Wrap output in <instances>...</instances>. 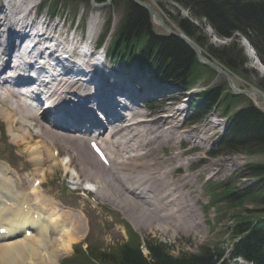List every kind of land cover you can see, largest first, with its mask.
<instances>
[{
  "label": "bare ground",
  "instance_id": "1",
  "mask_svg": "<svg viewBox=\"0 0 264 264\" xmlns=\"http://www.w3.org/2000/svg\"><path fill=\"white\" fill-rule=\"evenodd\" d=\"M31 1L5 0V4L0 6V117L8 122L16 143L29 144L27 150L39 180L43 181L47 172L44 158L55 162L54 151L61 155L65 152L71 158L67 165L82 167L81 175L99 187L96 197L118 210L133 214L130 217L133 227L150 228V220L157 218L167 225L164 229L167 234L183 225L195 224V213L188 207L200 201V196L194 194L199 191L198 182L203 175L217 176L222 172L223 165L228 163L208 161L201 169L192 172L195 166L207 160L197 149L210 148L209 135L215 125L208 120L200 128H187L180 120L184 114V109L179 108L180 93L166 86L159 89L156 86L159 84H150L144 77L143 80L137 79V75L129 72L133 69L119 71L123 82L103 72L97 73L99 64L94 60L96 56H91L92 62L86 68L92 76H97L90 83L96 79L100 82L93 89L95 91L85 85L75 88L76 83L69 74L61 78L53 68L49 71L45 59L54 58L56 67L61 64L58 59L61 58L59 44L63 45L64 51L71 53L67 57L73 64L79 57H87L88 54L85 56L79 51L81 41L76 37L77 32L71 35L69 26L61 19H49L54 21L49 23L47 16L40 14L38 17L37 10L31 7L36 0ZM28 5L31 11L21 18L20 10L27 11ZM53 39L57 43L51 46ZM26 42L33 44L28 52L21 50ZM39 61L41 66H37ZM33 69L36 71L31 75ZM72 74L80 76L79 72ZM128 88L143 93V97L155 94L160 112H143L136 107L132 97L130 105L123 104ZM22 89H35L34 93L28 92L26 96L38 103L42 101L41 95L49 94L47 99L54 108L49 105L51 109L42 115L37 114L34 108L28 106V98L21 94ZM117 96L121 98L117 99ZM98 111L102 112L100 118L103 122L96 115ZM32 128L38 129V133H31ZM92 134L108 153L111 161L109 168L94 161L97 158L83 137ZM36 138H39L38 142L33 144ZM186 144L192 145L191 148L186 149ZM182 169L185 173L180 176ZM0 172V191L8 192L7 181L16 176L6 164L0 166ZM36 181H32L33 184ZM14 186L17 189L23 187ZM31 186L29 194L22 189L20 197L4 193L7 201H1L5 208L0 213V231L5 229L6 234H0V264H49L70 252L76 240L84 238L86 231L82 213L69 210V219L65 218L64 208L43 197L41 187ZM31 203L39 204L33 213L28 210ZM141 205L154 209L143 207L141 215ZM136 216L147 219L140 220L141 217ZM73 220L76 225L69 226ZM27 231L31 232L30 238L26 236ZM55 235L53 242L48 240Z\"/></svg>",
  "mask_w": 264,
  "mask_h": 264
},
{
  "label": "trees",
  "instance_id": "2",
  "mask_svg": "<svg viewBox=\"0 0 264 264\" xmlns=\"http://www.w3.org/2000/svg\"><path fill=\"white\" fill-rule=\"evenodd\" d=\"M108 0H48L46 5L56 14L59 7L80 3L104 4ZM147 3L148 0H141ZM171 1L183 7L195 21L214 30L219 38L235 40L228 46L210 45L203 28L190 19L171 17L177 28L190 37L203 51V57L218 63L233 77L246 80L249 63L241 41L246 39L264 65V0H157ZM112 7L122 10V19L109 45L111 60L148 69L162 81L192 89L202 80H211L215 71L203 66L195 51L175 35H160L153 28L148 11L131 0H112ZM203 25V24H202ZM111 22L108 21L106 34ZM103 36L101 43L106 39ZM259 89L264 92V80ZM246 105L243 106L242 104ZM195 119H203L212 110L226 119V130L220 137L214 155L245 153L264 154V111L248 98L236 96L227 81L201 92L193 104ZM245 172L255 180L246 188L233 180L208 182L206 190L211 206L226 215L232 214L229 240L233 244L231 259L243 258L252 264H264V163H250ZM241 177V176H240ZM239 178V177H237ZM250 203L252 208H245ZM238 240V242H236ZM148 250L144 255L142 247ZM225 250L204 246L197 254L174 256L171 247L155 239H142L127 228V240L103 247L91 240L87 247L74 248L71 257L60 264H220ZM221 264H228L224 261Z\"/></svg>",
  "mask_w": 264,
  "mask_h": 264
},
{
  "label": "rangeland",
  "instance_id": "3",
  "mask_svg": "<svg viewBox=\"0 0 264 264\" xmlns=\"http://www.w3.org/2000/svg\"><path fill=\"white\" fill-rule=\"evenodd\" d=\"M21 1V0H19ZM34 1V0H33ZM31 1V2H33ZM47 0H36L34 4H41L46 2ZM29 2V1H28ZM2 0H0V6L2 4ZM31 4V3H30ZM147 6L158 13L162 19L165 21V25H167V30H171L173 33L180 35L177 28V24L173 21L171 17H181L190 19L194 23L203 28L202 36H206L209 44L214 46H228L235 40L232 39H225L219 38L210 28H208L205 21H195L191 15L183 9V7L179 6L178 4L171 2V1H162L159 3L157 0H148ZM21 18L24 17L29 10L22 9ZM58 15L54 18L52 17V11H47V9H42V15L47 16L48 19L46 21L54 22L53 20L66 21L67 25L74 22V17L77 15L79 18L76 24H72L73 27H77L79 23L82 25L84 29H86L91 23V20H95L98 22V33L103 34L106 27V22L111 20V33L109 38H112V35L115 33L116 29L119 27V24L122 19V10L119 8L112 7L110 3H107L103 6H96L94 3H80L75 5H64L63 7H59L57 9ZM25 12V13H23ZM33 12V10H32ZM23 15V16H22ZM34 15V12H33ZM39 21L36 16L34 19ZM44 20V19H43ZM42 20V21H43ZM40 22V21H39ZM59 23V22H57ZM203 24V25H202ZM61 26V23H60ZM153 28L155 32L160 35L167 34V30L163 28L161 24L156 23L153 21ZM212 31V32H211ZM214 33V34H213ZM70 35V34H69ZM214 35V36H213ZM71 36V35H70ZM78 37V36H77ZM242 47L245 49V53L247 58L249 59V63L245 70L248 73V78L246 80L240 79L237 77H233L234 83L236 87L240 91H250V90H259V86L261 84V80H264V68L258 62L252 63V60L249 57L248 52H246V48L244 44ZM254 60V58H253ZM100 63V62H99ZM113 66H115L119 70H129L133 69L134 71H129L133 75H137V79H142L143 77L146 81L151 82L150 84H159L156 85L159 89L163 86L169 87L172 91L181 94V102L179 105L180 109H184V114L180 117L182 123L186 125L187 128L191 129L193 127H202L208 123V120L211 121L215 125L213 130L210 132V148L208 150H203L202 148L197 149L198 153L202 156H205V162L199 163L192 172H196L197 170L201 169L205 166L206 162L208 161H227L225 165H223V170L217 176H210V175H203L198 182L199 191L198 193H194L195 195L200 196V201L193 205L189 206L188 210L191 209L192 212L195 213V219H197L195 224H187L186 226L183 225L180 229L174 232H166L165 234L164 229L167 227L164 223L160 222L157 218L150 220V228L145 227H133L132 225V217L133 214H127V212H123L121 210L116 209L113 205L103 202L100 198L96 197L95 194L98 190V186L95 185V188L92 189V193L88 194L84 192V189L88 186L86 185L87 182H90L88 177L85 175H81L80 167L77 165L68 166L67 163L70 158V154L63 152L64 154L58 159L59 161H48L47 158H44V168L47 170L46 178L43 182L41 187V193L43 197L47 199H51L55 204H57L60 208L65 209V218L69 219V210L80 212L83 215V219L85 222V234L84 238L80 241L76 240L73 243L74 246L84 243L88 238L92 239L93 242L97 244H101L103 247L107 248L113 244L122 243L126 240L125 236V225L131 226L137 234L142 236V238L146 239H155L164 244H167L171 247L172 254L174 256H181V255H191L197 254L201 247L203 246H211V247H221L227 248L228 247V238H229V226L231 224V216L232 214L226 215L225 212L223 213L219 206L218 209H211L209 207L211 199L208 197V193L206 191V184L208 182H220L223 180H234L236 181L237 176H244V178L238 180V186L240 188L249 187V185H254L255 182L251 177H248V174L244 171V167L249 163H264V154H259L256 156L249 157L245 153H238V154H222L220 156H215L214 152L218 147V142L223 134V129L225 126V120L218 112H211L209 113L203 120L199 122L194 121V108L193 102L197 101L200 98V92L207 87L212 86H220L226 80V76L224 74L219 73V71L215 74L214 78L211 80H203L201 81L191 92L185 91L183 87L177 85H169V84H161L151 75L150 72H145L143 74H139V71L136 70L135 66L131 68L126 67L122 64H116L110 62ZM109 64V62H108ZM263 69V70H261ZM151 78L154 80L151 81ZM171 86V87H170ZM151 97H155L156 95L153 94ZM141 98V97H140ZM254 103L257 107L264 109L263 103L260 101L257 95H252L247 97ZM157 102L152 103L149 105L150 107H138L143 112L148 111L151 114H155L156 112H160V106L156 105ZM69 103H67L68 105ZM156 105V106H155ZM243 106L246 105L245 103L242 104ZM159 107V108H158ZM12 108V107H11ZM14 108V107H13ZM151 109V110H150ZM157 109V110H156ZM34 128V127H33ZM30 129V132L36 134L37 130ZM16 129V128H15ZM10 127L7 121L0 117V161L5 163L9 166L10 172L13 173L16 177L12 178L11 181L8 182V192L4 191V193L10 194L13 197H20L21 190L25 189L26 193L29 194V189L32 187V181L35 179L39 180L38 174L36 173V166L34 162H32V158L28 153V143L20 144V142H15L13 140L12 132H10ZM38 133V132H37ZM39 138L34 139L33 144L37 143ZM192 145H185L186 149L191 148ZM88 147V145H87ZM89 148V147H88ZM184 148V149H185ZM58 149V148H57ZM90 150V149H89ZM75 155V154H73ZM57 156V154H56ZM69 156V157H68ZM72 156V155H71ZM96 163H99L97 159L94 158ZM101 164V163H99ZM68 166V167H67ZM75 167V168H74ZM221 168V167H220ZM77 169V170H76ZM191 172V173H192ZM1 173V172H0ZM185 173V169L180 171V176ZM1 175V174H0ZM85 177V178H84ZM246 177V178H245ZM15 181V182H14ZM1 182V178H0ZM21 183V184H20ZM14 184L18 186H22V189H17ZM1 185V183H0ZM19 188V187H18ZM78 190H75V189ZM1 190V189H0ZM31 192V191H30ZM99 193V192H98ZM4 195V196H3ZM7 197L5 194L0 192V199L3 201H7ZM9 203V202H8ZM254 205L247 203L245 208L249 209L252 208ZM143 207L146 209H154V207H148L146 205L139 206L141 215L143 214ZM4 208V203L0 202V210ZM33 209H35L33 207ZM139 212V211H138ZM73 213V212H71ZM74 214V213H73ZM76 214V213H75ZM131 217V218H130ZM141 217V216H139ZM136 216V218H139ZM81 218V215H80ZM153 218V217H152ZM145 216L141 217L140 220H145ZM69 221V220H68ZM83 221V220H82ZM76 221L73 220L72 224L69 226H75ZM83 222V224H84ZM131 222V223H130ZM195 222V221H193ZM46 223V222H45ZM136 223V222H135ZM47 224V223H46ZM161 228V229H160ZM55 237H52L48 240H55ZM78 241V242H77ZM73 245L70 252L66 255L62 256L60 259H53L49 264H60L62 260L65 258L70 257L73 254ZM146 252V251H145ZM231 264H241L240 262H231Z\"/></svg>",
  "mask_w": 264,
  "mask_h": 264
},
{
  "label": "water",
  "instance_id": "4",
  "mask_svg": "<svg viewBox=\"0 0 264 264\" xmlns=\"http://www.w3.org/2000/svg\"><path fill=\"white\" fill-rule=\"evenodd\" d=\"M132 1H135L136 3H138L140 6H142L144 9H146V10H148L151 14H152V16L154 17V18H156L159 22H160V24L164 27V28H166V26H165V24H164V22H163V20H162V18L156 13V12H154L153 10H151L146 4H144L143 2H141L140 0H132ZM109 2H110V0H109ZM180 38H182L183 40H185L194 50H195V52L199 55V57L201 58V51H200V49L188 38V37H186L185 35H178ZM255 56V55H254ZM216 67V66H215ZM226 76L228 77V80H229V82H230V85H231V87H232V89L235 91V92H237V93H243V94H247V95H251V94H257L260 98H261V100L264 102V95L262 94V93H260V92H258V91H256V90H251V91H246V92H240V91H238L236 88H235V86H234V84H233V82L231 81V78H230V76L228 75V74H226Z\"/></svg>",
  "mask_w": 264,
  "mask_h": 264
}]
</instances>
